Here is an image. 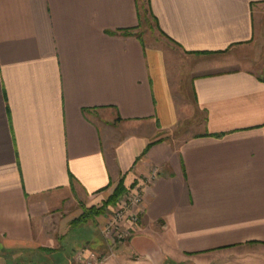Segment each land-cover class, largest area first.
<instances>
[{
  "label": "crops",
  "instance_id": "obj_1",
  "mask_svg": "<svg viewBox=\"0 0 264 264\" xmlns=\"http://www.w3.org/2000/svg\"><path fill=\"white\" fill-rule=\"evenodd\" d=\"M149 14L206 58L198 131L180 129L166 57L138 32ZM135 186L139 226L113 243L106 210ZM80 249L264 264V0H0V258L86 264Z\"/></svg>",
  "mask_w": 264,
  "mask_h": 264
},
{
  "label": "rangeland",
  "instance_id": "obj_2",
  "mask_svg": "<svg viewBox=\"0 0 264 264\" xmlns=\"http://www.w3.org/2000/svg\"><path fill=\"white\" fill-rule=\"evenodd\" d=\"M146 18V21L143 19L138 28V32L150 46L158 50L160 49L166 57L170 73V82L174 89V96L178 104L179 127L180 129H188L189 133L195 132L196 130L198 131L195 123L201 121L202 114L193 104L194 99L190 88V82L195 69L199 70L200 68L205 67L202 66L205 64H203L202 61L206 58L184 53L171 39L162 35L155 25L151 14ZM87 209V207H84V210ZM133 232H136V230ZM72 248L69 247V250H72ZM27 256L28 255L23 254L17 255L14 259L6 257V260L0 258V264H43V259L40 258V254H38L36 258L37 263L32 259H28Z\"/></svg>",
  "mask_w": 264,
  "mask_h": 264
},
{
  "label": "built area",
  "instance_id": "obj_3",
  "mask_svg": "<svg viewBox=\"0 0 264 264\" xmlns=\"http://www.w3.org/2000/svg\"><path fill=\"white\" fill-rule=\"evenodd\" d=\"M155 173V171H153ZM142 193L139 186H135L126 195L119 200L113 207L106 210L107 222L103 228L104 234L111 242H120L131 236L136 230L140 222V205L142 203ZM128 214V215H127ZM125 216L128 217L129 226L124 227L123 221ZM88 250V249H87ZM86 249H80L74 255L76 260H84L86 264H97L98 260H103V257L92 250H88V255L85 254Z\"/></svg>",
  "mask_w": 264,
  "mask_h": 264
},
{
  "label": "trees",
  "instance_id": "obj_4",
  "mask_svg": "<svg viewBox=\"0 0 264 264\" xmlns=\"http://www.w3.org/2000/svg\"><path fill=\"white\" fill-rule=\"evenodd\" d=\"M109 203V201L104 202L102 205L98 206V207H90L87 210H83L82 214L80 215V217L76 220L77 222H84L86 220V218L90 217L92 214H97L99 212H103L106 208V205Z\"/></svg>",
  "mask_w": 264,
  "mask_h": 264
}]
</instances>
